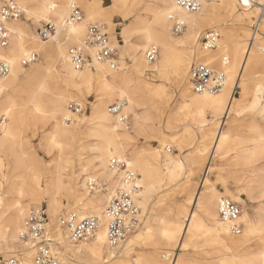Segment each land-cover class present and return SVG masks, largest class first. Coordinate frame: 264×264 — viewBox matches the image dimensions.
Listing matches in <instances>:
<instances>
[{
	"label": "bare ground",
	"instance_id": "1",
	"mask_svg": "<svg viewBox=\"0 0 264 264\" xmlns=\"http://www.w3.org/2000/svg\"><path fill=\"white\" fill-rule=\"evenodd\" d=\"M103 1L105 0H62L58 3L52 0H19L28 20L33 23L30 25L26 23L24 26L15 21L7 23V27L12 32L11 43L6 49L0 48V62H7L11 67L10 74L0 78V97L4 96L0 99V115H3L2 117H5L6 120L10 119L8 123L1 126L0 151H6L11 155L10 160L15 168H24L29 171L37 169L36 160L22 149L20 140L14 133L15 126L20 122L28 121L33 126L40 124L52 126L53 134L44 143V147L49 152L57 150L58 165L65 164V169L71 170L73 173H76L75 166L70 163V156L74 154L73 146L77 145L79 148L87 149L88 140L97 138L96 144L88 149L92 155L93 163L92 165H83L82 168L84 172L87 167L94 168L101 177L102 185L98 182V175L86 174L80 188L76 189V185L74 186V192L83 199V203L74 207V213L81 219L91 216L99 218L101 220L100 227L95 237L89 243L81 246L71 244L66 232L65 237L59 233L56 242H59L57 252L61 264H67L64 253L72 258L89 257L95 264H101L106 259H117L116 252L118 251L124 256H129L133 247L139 242L144 239L155 241L158 236L162 237L168 246L173 247L182 237L181 247H196L201 233L195 228V224H191L195 217L194 209L184 225L181 219L182 215H187L185 206L178 207L174 219L164 214L153 213L157 209L156 206L163 204V199L158 200L154 207L150 208V203L160 189L162 180L158 169L159 152L145 156L129 149L128 145L120 139L119 130L124 127L123 123L119 117L111 115L106 106L107 100L112 101L117 98L119 101L117 104L124 103V113L137 115L135 112L140 88L138 81L144 68L143 54L150 47H157L159 55L155 62L148 63L149 71L162 73L168 66L175 64L174 74L176 77H180L182 73L186 74L187 65L196 57L199 33L210 30L216 25L223 34V39L219 41L218 49L214 52L205 54L199 50L202 60L198 61L211 65L209 61L213 60L218 67L223 69L227 83L221 91L217 92L220 94H197L195 92L194 94L190 88L191 85L182 86V98L176 108L187 112L184 117L185 129L188 132L197 130L203 135L204 132L212 130L211 127L220 125L221 123L218 121L224 116H229L232 110L238 80H242L244 74L250 70L259 72L254 82L242 88L246 94V110L264 119V101L261 99L264 92V55L262 51L264 42L256 39L258 34L254 33L251 43L246 46L241 38L232 37V31L228 29L229 25H222V20L217 14L219 11H224L225 16L232 18V7H234L232 0H203L200 10L196 13L184 11L177 5L176 0H109L111 6L107 9L103 8ZM250 1L254 2V0ZM77 3L85 7L89 16L88 21L104 22L112 30L115 27L113 17L120 16L130 20L131 23L125 30L138 31L143 41V47L137 44H132L130 47L129 55L133 63L131 71H127V69L112 71L107 62H98L95 59L96 48L85 43L87 25L82 23L83 20L77 24L66 25L72 5ZM257 4L263 6L262 3ZM142 12L145 13L144 18ZM51 18L57 20L59 26L50 22ZM263 19L261 12L260 22ZM41 21L52 23L57 29V36L44 41L38 36V33L28 36L22 31V28H29L34 23ZM174 22L185 25L184 34L180 38H175L171 33ZM68 42L87 53L92 58L93 65L91 64V66L94 68L88 66L81 71L75 70L68 55L66 46ZM178 44L182 45L180 47L190 50L185 60L180 59L176 54ZM33 51L42 54L47 63L44 65L34 64L30 71H26L21 63ZM204 59L209 60L205 61ZM54 64L59 66L58 73L65 89L64 92H81L97 82L98 92L102 99L90 113V122L92 123L85 134L80 133L76 127L66 125L65 119L69 117L77 119L78 115H72L67 108L69 99L64 93L53 91L51 85L47 86L46 74L49 66ZM122 66L124 65L122 64ZM22 105L29 109L16 112V107ZM85 120L86 118L83 119V121ZM147 120L145 119L144 126L147 124ZM169 123L171 124V122ZM229 140L230 134L219 130L215 137L213 154L221 151L229 143ZM250 141L252 149L245 150L242 155L246 164L253 165L264 154V134L261 131L253 133ZM198 149V153L203 155L207 149L205 140L200 142ZM165 156L169 162L166 176L169 183H172L182 177L185 167L182 162L173 159L166 152ZM113 158L126 161L131 170L140 174L141 179L138 180V184L142 190L140 189L137 194L136 202L143 213L148 215L142 229L130 235L117 247H110L108 244L104 219L105 208L121 185V175L110 168V160ZM0 167L8 170L10 164H6L2 160ZM6 176L3 174L4 179ZM94 182L99 184L100 190L92 194L90 185L92 186ZM211 191L212 193L206 195L204 202L206 212L214 223L206 237L208 240L206 242L214 251L212 252L214 256L212 255L205 261H195L194 263L181 259L178 264H243L241 257L246 252H248L246 253L248 255L247 262L264 264V242L252 247L255 240L249 234V230L241 236L233 234L229 226L218 218L220 201L225 198L224 194L221 193L219 196L214 189ZM30 192V190L27 191L26 185L22 184L15 191L19 198L12 203H9L6 196L0 197V252L5 255L11 254V256L20 255L23 264H33L34 257L30 244L21 239V233L24 230L23 220L30 215V206L34 204L36 208L39 205L35 204V192L31 194ZM9 193H11L10 190ZM227 194L232 197L229 192ZM25 196L32 197L25 200ZM262 196H264V186L257 193H253V199L257 200ZM42 199L47 202L48 211L53 216H57L61 212L62 204L58 195L46 194ZM198 200L199 195L194 199V206ZM245 213L246 217H240V222L245 220L247 229L257 223L263 228L260 229L261 232H264V213L257 210L252 212L250 209ZM261 240L264 241V239ZM68 243L72 246L66 247ZM62 246L66 248L64 251ZM163 258H166L167 261H174L170 255ZM117 261L121 260L118 258ZM116 262L112 264H116ZM138 264L164 263L157 258L154 260L140 257Z\"/></svg>",
	"mask_w": 264,
	"mask_h": 264
},
{
	"label": "rangeland",
	"instance_id": "2",
	"mask_svg": "<svg viewBox=\"0 0 264 264\" xmlns=\"http://www.w3.org/2000/svg\"><path fill=\"white\" fill-rule=\"evenodd\" d=\"M4 1L5 0H0V8ZM17 1L19 3V0ZM52 1L59 3L62 0ZM233 2L234 7H232V18L225 16L224 11H219L217 14L222 20V25H229L228 29L232 31V37L241 38L242 41L246 43V46L251 43L256 29H259L256 39H259L260 42H264V36H262L264 34V19L260 22L261 12L263 13L264 0H254V2H251L250 0H232V4ZM257 3H262L263 6H259ZM76 6L82 11V23L84 25L88 26L95 23L105 25L104 22L88 21L89 16L85 7H82L79 3H77ZM102 6L104 9H107L111 6V2L105 0L102 2ZM142 15L144 18L145 13L142 12ZM262 18H264V16H262ZM113 20L115 26L114 30L105 25L115 48L118 65V67L112 69V71H117L118 69H127V71H131L133 63L129 55L130 47L132 44H137L138 46L143 47V41L141 40L138 31L133 29L130 31L125 30V28L131 23L130 20H126L120 16L113 17ZM15 22L22 23L23 26L26 23L29 25L33 23L28 20L25 11L23 17ZM47 22L48 21H41L40 23H34V25L29 26V28H22V31L29 36L37 33L38 29ZM50 22L59 26L57 24L58 21L54 18H51ZM87 26L86 30L88 28ZM173 26L174 24L171 27V33L173 36L175 38L182 37L184 32L178 36L174 35L172 31ZM210 30L219 32L220 41L223 39V34L219 31V27L215 25L210 28ZM206 31L199 33L198 54L196 53V57L187 65L186 74L182 73L180 77H176L174 74V69L176 67L175 64L168 66L162 73H153L152 71H149V68L147 67L148 62L145 58V54H143L144 68L143 74L138 81L140 88L138 93V104L135 112L137 115L135 116L133 113L123 112L128 120L127 124H123L124 127L119 130L121 135L120 139L127 144L128 148L132 151H136L140 155L145 156L157 151L159 152L158 169L162 180L160 183V189L154 195V198L150 203V208H153L158 200L163 199V204L156 206L157 209H155L153 213L164 214L169 218L174 219L176 218L175 215L178 207L185 206L187 215H182L181 219L184 225L188 221V216L192 212V209H194L195 217L191 224H195V228L201 233L198 237L196 247H181L180 241L182 237L179 238L178 243L173 247L168 246L167 243L163 241L162 237L158 236L155 241L144 239L139 242L133 247L129 256H124L118 251L116 252L117 259H106L101 264H112L116 262L118 258L121 261H117L116 264H138L140 257L154 260L157 258L164 264H175L176 262L178 264L181 259L191 263H194L195 261H205L208 258L210 259L212 255L214 256L212 253L214 251H212L211 246L207 244L206 241L208 240L206 237L208 231L214 226V223L206 212L204 200L207 194L212 193L211 189H214L219 196L223 193L225 198H230L239 203L242 208V218L246 217L245 212L248 209L252 212L257 210L264 213V196L257 200L253 199V193H257L264 186V154L253 165L246 164L242 155V152L245 150L252 149L250 137L253 133L261 131L264 134V119L246 110V94L242 89L244 86L255 81L259 71L250 70L244 74L242 80H238L234 104L229 116H222L223 119L218 121L221 124L216 125L213 128L211 127L210 129L212 130L204 132L205 135H201L197 130L188 132L185 129L186 126H184V117L187 115V112L184 110L180 111L176 108L182 98V86L188 84L190 86L189 72L191 65L198 60H202L200 56V52L202 51L200 49L199 38ZM66 46L68 51L70 48L74 47V45H70V42H68ZM180 46L182 45H177L176 54L180 59L183 58L185 60L186 56L190 53V50L186 47ZM33 53L38 55V60L35 63L36 65H44L47 63L42 54L36 51H33ZM204 60L207 61L209 59ZM209 62L214 68L223 71V69L218 67L213 60H210ZM122 64L124 66H122ZM33 65L29 67H24L22 65V67L26 71H30ZM58 68L59 66H57V64L49 66L46 74L47 86L49 87L51 85L53 91L57 90L58 92L64 93L67 99H69L68 106L72 102L83 105L86 111L79 114L77 119L69 117L64 121L68 127H76L80 133L85 134L86 130L92 123L90 122V113L92 112L93 107L98 105L99 101L102 99L98 92L97 82H95L92 87L85 88L81 92H64L65 89L61 83ZM90 68L94 67L90 66ZM192 92L194 93L193 90ZM18 102L20 103V100ZM117 102H119L117 98L112 101L107 100L106 106L109 109L110 106L117 104ZM24 109L28 110L29 107L24 105L18 106L15 111L17 112L18 110ZM2 116L3 115H0V118ZM84 118H86L85 121H83ZM145 119L148 120L147 124L144 126ZM67 120H70L71 122H67ZM9 121L10 119H7L5 123H8ZM169 122H171V124ZM170 126L171 128H169ZM219 130L223 133L230 134V140L221 151H217L213 154L215 137ZM14 133L17 139L20 140L22 149L36 160L37 169L29 171L24 168H15L10 160L11 155L6 151H0V161L3 160L6 164H10L8 170L0 167V197L6 196L9 199V203H12L19 198L15 193L18 186H21L22 184L26 185L27 191H31L30 194L35 192V204H39L36 208L34 204L30 206V213L32 211L43 209L48 215L51 224L57 226V220L60 216L67 213H74V207L83 203L82 197L74 192V186L76 185V189H79L86 174L98 175V182L102 185L101 177L94 168L87 167L86 172H84L82 168L83 165H92V155L88 149L96 144L97 138L88 140L87 149L79 148L77 145L73 146L72 151L74 154L70 156V163L71 165H74L76 169V173H73V171L65 169V164L62 166L58 165V162L56 161L58 156L57 150L49 152L44 147V143L53 134L52 126L49 124L33 126L28 121L20 122L15 126ZM203 140H205V143L207 144V149L204 154L201 155L198 153V146ZM165 152L171 155L173 159L182 162L185 167L182 177L172 183H169L166 176L169 162L166 159ZM133 172L139 177L138 180L141 179V176L137 171ZM3 174L7 175L5 179L3 178ZM94 184L96 186L95 189L92 190V194L100 190L99 184L95 182ZM9 190L11 193L8 194ZM228 192L232 197L227 194ZM46 194L58 195L62 204V209L57 216H53L48 211V204L42 199ZM198 195L199 200L194 206V199ZM25 197V200H29L32 196ZM28 216L23 220V228ZM141 216L143 222L137 232L142 229L144 222L148 217L146 213H143L142 209ZM240 223L243 225V232L241 235H244V233L249 230V234L254 238L255 242L252 247H256L257 244L264 242L261 240L264 239V232H261L260 230L263 228L259 224H253L251 228L247 229L245 220ZM56 232L57 241L59 233L64 237L66 236L64 235L66 233L60 229ZM87 243L79 245L81 246ZM69 245L72 246L68 243L66 247H70ZM62 247V250L64 251L66 248L64 246ZM246 253L241 257V262L243 264H250L247 262L248 255H246ZM64 254L67 264H95L89 257L78 256L72 258L67 253ZM166 255H170L171 259L174 261H167L166 258H163ZM0 256L8 258L11 254L5 255L0 252Z\"/></svg>",
	"mask_w": 264,
	"mask_h": 264
},
{
	"label": "built area",
	"instance_id": "3",
	"mask_svg": "<svg viewBox=\"0 0 264 264\" xmlns=\"http://www.w3.org/2000/svg\"><path fill=\"white\" fill-rule=\"evenodd\" d=\"M203 0H176L177 5L186 12L196 13L200 10ZM24 15L17 0H5L0 8V48H8L12 39V32L7 27V23L18 21ZM264 16V7L263 13ZM83 20L82 11L75 4L72 5L70 15L66 25L77 24ZM185 30V25L174 22L173 33L178 36ZM259 29H256L257 34ZM38 36L44 40H50L57 36V29L52 23H46L38 29ZM220 34L215 30L206 31L199 38L200 49L203 53H211L218 49ZM85 43L96 48L95 59L98 62H107L112 69L118 67L115 48L111 42L107 28L103 24L95 23L88 25ZM264 55V48H263ZM72 66L75 70L81 71L91 66L92 58L83 50L72 47L68 51ZM159 55L157 47H150L145 58L152 64ZM38 55L32 53L22 65L29 67L35 64ZM11 72V67L7 62H0V78L7 77ZM189 81L192 90L197 94L217 93L223 89L227 83V78L223 71L217 70L213 66L196 61L190 67ZM264 101V92L261 95ZM68 109L73 115H79L86 111L82 104L72 102ZM124 103L114 104L109 107V113L119 117L121 123L127 124L128 118L123 115ZM5 117L0 118L1 126L5 124ZM67 122H71L67 120ZM110 168L121 175V185L105 208L104 219L107 229L108 244L110 247L121 245L130 235L137 232L142 225L141 209L136 202V196L140 191L138 176L128 166L124 160L113 158L110 160ZM95 184L90 185L91 190L95 189ZM242 215V208L239 203L230 198H222L220 201L219 218L227 224L231 232L241 235L243 225L239 222ZM101 220L95 216L79 218L75 213H67L60 216L57 226L52 225L46 212L41 209L32 211L25 222L21 239L29 243L33 250V264H61L60 256L57 252L56 230L67 233L71 244L78 245L87 243L95 237L100 227ZM19 256L4 258L0 256V264H23Z\"/></svg>",
	"mask_w": 264,
	"mask_h": 264
},
{
	"label": "crops",
	"instance_id": "4",
	"mask_svg": "<svg viewBox=\"0 0 264 264\" xmlns=\"http://www.w3.org/2000/svg\"><path fill=\"white\" fill-rule=\"evenodd\" d=\"M4 3V2H3ZM3 3H2V5H3ZM38 32V31H37Z\"/></svg>",
	"mask_w": 264,
	"mask_h": 264
}]
</instances>
